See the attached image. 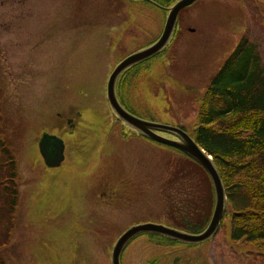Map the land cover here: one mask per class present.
I'll return each mask as SVG.
<instances>
[{
  "label": "rangeland",
  "instance_id": "374dc122",
  "mask_svg": "<svg viewBox=\"0 0 264 264\" xmlns=\"http://www.w3.org/2000/svg\"><path fill=\"white\" fill-rule=\"evenodd\" d=\"M177 1L0 0V130L17 160L19 191L13 216L0 210L5 264H111L131 226L192 233L170 224L203 222L191 218V194L198 202L211 195V216L210 183L195 169L183 185L170 181L175 154L117 121L106 99L116 64L159 38ZM241 38L257 45L264 69V0H198L180 12L159 56L119 77L117 97L143 120L191 132L210 80ZM44 132L64 140L60 167L42 161ZM152 261L264 264V254L233 243L226 218L209 241L174 245L142 235L120 258Z\"/></svg>",
  "mask_w": 264,
  "mask_h": 264
},
{
  "label": "trees",
  "instance_id": "16d2710c",
  "mask_svg": "<svg viewBox=\"0 0 264 264\" xmlns=\"http://www.w3.org/2000/svg\"><path fill=\"white\" fill-rule=\"evenodd\" d=\"M158 3L161 5L162 1ZM118 101L123 106L120 99ZM195 121L196 126L191 132L183 127L179 128L212 158L219 173L226 196V210L220 225L228 218L230 240L264 254V69L255 43L245 38L239 39L235 49L210 80L200 101ZM164 148L175 154L170 156L174 159L171 161L174 168L169 165L172 169L168 174L170 181L181 180L183 185L186 174L195 169L212 187L209 177L200 166L179 151ZM17 176L15 154L6 134L0 130V210L7 211L11 216L19 197ZM180 190L182 196L188 195L187 187ZM190 198L193 203L191 218H200L203 222L193 226L185 218L173 217L170 224L173 227L194 230L191 234H198L206 228L210 220L212 197L206 194L200 197L201 202H198L199 197L196 195L191 194ZM142 235L168 244H183L156 234ZM8 240L7 233L6 242ZM0 264L5 262L0 260ZM149 264H155V261Z\"/></svg>",
  "mask_w": 264,
  "mask_h": 264
},
{
  "label": "water",
  "instance_id": "95a60500",
  "mask_svg": "<svg viewBox=\"0 0 264 264\" xmlns=\"http://www.w3.org/2000/svg\"><path fill=\"white\" fill-rule=\"evenodd\" d=\"M196 1L198 0H178L168 9L164 27L159 38L150 46L128 55L114 67L106 83V99L117 119L127 127L148 140L179 151L204 170L213 188V211L208 225L198 234L182 232L171 227L152 223L129 227L119 236L112 248L111 264H121L120 257L125 248L134 238L142 234H156L188 245H196L209 241L219 230L226 210L224 187L219 173L212 162V158L200 149L194 140L180 128L146 121L126 111L118 102L115 91L117 79L124 71L155 57L167 46L175 29L178 15L182 10L191 6ZM163 135L175 138V140ZM64 149L63 140L52 134L43 133L38 141L40 156L48 168L60 166L64 161Z\"/></svg>",
  "mask_w": 264,
  "mask_h": 264
},
{
  "label": "flooded vegetation",
  "instance_id": "af4514ba",
  "mask_svg": "<svg viewBox=\"0 0 264 264\" xmlns=\"http://www.w3.org/2000/svg\"><path fill=\"white\" fill-rule=\"evenodd\" d=\"M144 48H145V47H144ZM123 59H124V58H123ZM123 59H122V60H123ZM122 60H121V61H122ZM126 71H127V70H126ZM126 71H124V72H126ZM122 74H123V73H122ZM118 79H119V78H118ZM117 81H118V80H117ZM66 123H67V125H68L71 129L73 128L72 120H71V119H67ZM132 132H133L135 135H137V136L143 138L144 140L150 141V140L144 138L142 135L138 134L137 132H135V131H133V130H132ZM163 136L175 140V138H172V137H170V136H167V135H163ZM150 142H152V141H150ZM65 151H66V145H65V149H64V156H65ZM42 161H43V160H42ZM43 163H44V162H43ZM62 164H63V162L60 164V166H61ZM44 165H45V164H44ZM60 166H59V167H60ZM46 168H48V167H46ZM56 168H57V167H56ZM48 169H51V168H48ZM52 169H54V168H52Z\"/></svg>",
  "mask_w": 264,
  "mask_h": 264
}]
</instances>
